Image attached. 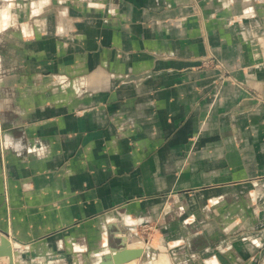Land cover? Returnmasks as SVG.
<instances>
[{"label": "crops", "instance_id": "obj_1", "mask_svg": "<svg viewBox=\"0 0 264 264\" xmlns=\"http://www.w3.org/2000/svg\"><path fill=\"white\" fill-rule=\"evenodd\" d=\"M15 3L0 32L15 263L97 264L112 236L143 243L135 264H264V0Z\"/></svg>", "mask_w": 264, "mask_h": 264}, {"label": "water", "instance_id": "obj_2", "mask_svg": "<svg viewBox=\"0 0 264 264\" xmlns=\"http://www.w3.org/2000/svg\"><path fill=\"white\" fill-rule=\"evenodd\" d=\"M119 240L120 245L117 247H110L109 251L106 253L110 255L112 264H125L131 261H135L133 262V264H135L137 259L142 256L144 248L127 246L125 243L126 237ZM0 256H8L9 264L13 263V248L10 240L7 238V233L4 231H0ZM100 262L101 261L98 263Z\"/></svg>", "mask_w": 264, "mask_h": 264}, {"label": "clouds", "instance_id": "obj_3", "mask_svg": "<svg viewBox=\"0 0 264 264\" xmlns=\"http://www.w3.org/2000/svg\"><path fill=\"white\" fill-rule=\"evenodd\" d=\"M50 0H31V7L38 11L43 5L49 3ZM0 32L8 27H14V13L12 9L20 8L22 5L15 3V0H0Z\"/></svg>", "mask_w": 264, "mask_h": 264}, {"label": "rangeland", "instance_id": "obj_4", "mask_svg": "<svg viewBox=\"0 0 264 264\" xmlns=\"http://www.w3.org/2000/svg\"><path fill=\"white\" fill-rule=\"evenodd\" d=\"M210 59V58H209ZM215 64H216V62L215 61H213V60H209V62L205 65V66H210V65H212L213 67H216L215 66ZM202 65H204L203 63H202ZM227 76H229L228 74L227 75H225V78H227ZM230 77V76H229ZM256 201H258V200H256V198H254V196L252 195L251 196V198H250V202H253V203H255ZM242 203V202H241ZM244 204L246 203V202H243ZM246 206H247V204H246ZM112 235V234H111ZM109 237H110V235H109ZM9 240H10V242L11 243H16V242H14L13 240H11L10 239V237L8 238ZM119 242V239L118 238H115V237H112L111 236V238L107 241V242H105V246L104 247H101L100 248V251H101V253L97 256V258H96V260H97V262L99 261V259L101 260L102 258H104V255H105V253L103 252V248L106 250L107 248H110V247H116L117 246V244L116 243H118ZM134 242H138L137 240L136 241H134ZM140 242V241H139ZM11 246H12V248H13V263L12 264H16L15 263V249H17L18 248V246L19 245H17V244H11ZM14 246V247H13ZM104 250V251H105ZM25 251H27L26 253L28 254V250L26 249ZM0 260H4L5 262H3V261H0V264H6V262L9 264V258H8V256H1L0 257ZM28 260H26L25 262H22V263H19V264H34V263H28L27 262ZM47 262V261H46ZM96 262V263H97ZM36 264H39V263H36ZM47 264H56V263H54V262H48ZM59 264V263H58Z\"/></svg>", "mask_w": 264, "mask_h": 264}, {"label": "bare ground", "instance_id": "obj_5", "mask_svg": "<svg viewBox=\"0 0 264 264\" xmlns=\"http://www.w3.org/2000/svg\"><path fill=\"white\" fill-rule=\"evenodd\" d=\"M139 242H133V243H127L128 245H133V246H139V247H142V248H144L143 247V243L142 242H140L139 244H138ZM11 244H16V243H11ZM14 247V246H13ZM1 257V256H0ZM158 260H160V259H158ZM101 262L100 263H98V264H112V261H111V257H110V255L109 254H105L104 255V258H102L101 260H100ZM133 262H135V261H131L130 263H127V264H133ZM160 262H161V260H160ZM155 263L156 264H158L157 262H156V260H155ZM162 263V262H161ZM160 263V264H161Z\"/></svg>", "mask_w": 264, "mask_h": 264}, {"label": "built area", "instance_id": "obj_6", "mask_svg": "<svg viewBox=\"0 0 264 264\" xmlns=\"http://www.w3.org/2000/svg\"><path fill=\"white\" fill-rule=\"evenodd\" d=\"M209 60H211V59H207V60H204L202 63L204 64V65H206L208 62H209ZM215 66L216 67H222V65H221V63L220 62H218V61H216V64H215ZM226 72H223L222 74H221V78L222 79H230V77L229 76H227V78H225V75H227V73L225 74ZM0 261H3V262H5L4 260H0ZM6 264H8L7 262H6Z\"/></svg>", "mask_w": 264, "mask_h": 264}]
</instances>
